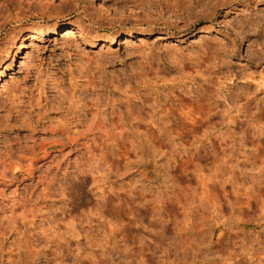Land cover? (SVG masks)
<instances>
[{
  "label": "rangeland",
  "instance_id": "obj_1",
  "mask_svg": "<svg viewBox=\"0 0 264 264\" xmlns=\"http://www.w3.org/2000/svg\"><path fill=\"white\" fill-rule=\"evenodd\" d=\"M125 1L0 0V264H264V0Z\"/></svg>",
  "mask_w": 264,
  "mask_h": 264
},
{
  "label": "bare ground",
  "instance_id": "obj_2",
  "mask_svg": "<svg viewBox=\"0 0 264 264\" xmlns=\"http://www.w3.org/2000/svg\"><path fill=\"white\" fill-rule=\"evenodd\" d=\"M128 2H132L135 3L136 1L138 2L139 0H127ZM145 0H140V5L142 4V6L144 4ZM148 1V5L146 8H150V11H154L155 13H175V14H182L183 12H186L188 10H190V8L193 7V5H201L202 4V0H147ZM122 2H126L125 0H122ZM136 2V3H137ZM80 5L78 4V2H75V7L77 8V6ZM136 5V4H134ZM139 5V6H140ZM137 6V5H136ZM135 6V7H136ZM133 8V6H131ZM141 7V6H140ZM148 8V9H149ZM59 9V8H58ZM82 9H84V7H82ZM85 11V10H84ZM153 13V12H152ZM151 13V14H152ZM127 20V19H125ZM151 21L146 19V20H140V18L137 20V22H135V24L137 26L139 25H145V24H151ZM150 26V25H149ZM57 26H55L52 29H56ZM68 30V29H67ZM50 31V29H45V28H40L39 30H37L36 32H33L32 34H28L29 38H31V40H36V39H40L42 37H44L48 32ZM71 30H69L66 35L71 34L70 33ZM111 39V38H110ZM108 39V40H110ZM111 41V40H110ZM100 77V76H99ZM101 78V77H100ZM72 79L74 80L75 78L72 76ZM99 79V78H98ZM75 82V81H74ZM77 82V81H76ZM77 85V84H76ZM75 85V86H76ZM73 86V85H72ZM10 94L8 96V100L9 102H11L12 104L15 105L16 102H13L15 98L18 97L17 91L15 90H11ZM73 94H76V89L74 91ZM72 94V95H73ZM75 95H73L74 97ZM19 98H17L18 100ZM18 102V101H17ZM81 102V98L77 97V99L75 98L74 100H72V104L74 105H78V103ZM10 103V104H11ZM62 103V102H61ZM60 101L58 104H61ZM5 104V103H3ZM9 105V104H8ZM3 106V105H2ZM1 107V106H0ZM10 107V106H9ZM8 107V108H9ZM11 108V107H10ZM96 108V113H94V116L92 118L93 122L95 123V126H91V124L88 126H84V131L86 132H90L93 130H99V132H103V133H107L108 129L105 128V126L101 127L100 123V111L98 109V106L95 107ZM14 109V108H12ZM11 109V110H12ZM10 110V111H11ZM76 111V110H75ZM73 111V117L74 114L75 116H80V115H76V112ZM13 112V111H12ZM17 113V112H16ZM20 113V112H19ZM78 114V113H77ZM80 114V113H79ZM19 116V115H18ZM7 117V116H6ZM25 120V119H24ZM102 123H104V118L101 120ZM25 123V122H24ZM88 126V127H87ZM87 127V129H86ZM119 132L122 131L121 128L118 129ZM62 132V131H61ZM54 133V130L53 132ZM59 133V132H58ZM57 134V133H56ZM60 134V133H59ZM52 135V134H51ZM55 135V134H54ZM58 135V134H57ZM63 135V133H62ZM65 135V134H64ZM54 138V136H52ZM57 137V136H56ZM62 137V136H61ZM33 138V137H32ZM49 138V137H48ZM60 138V136H59ZM52 139V138H51ZM57 138L53 139V142H55ZM47 140V139H46ZM45 139L41 138V140H38L37 138H33L31 139L30 142L25 141V142H21L15 149L13 148V146L11 145L8 149L5 150V152L1 155L0 157V180L1 181H8L11 179H16L18 177V174H27V175H31L35 169V167L37 166L36 164L38 163V161H40L41 158L38 157V155L44 151V147L46 146V141ZM50 141V140H49ZM52 141V140H51ZM50 141V143H51ZM49 143V142H48ZM59 143V142H58ZM61 143V142H60ZM43 149V150H42ZM48 152V151H47ZM45 151V153H47ZM44 154V152H43ZM23 176V175H21ZM18 179V178H17ZM1 183V182H0ZM5 184V183H4ZM32 213V212H31ZM31 215V214H30ZM38 233V232H37ZM43 233V232H42ZM35 235V234H34ZM38 235V234H37ZM33 236V234H32ZM38 237V236H37ZM50 238V237H49ZM48 239V238H47ZM49 241V240H47ZM51 242V241H50ZM29 243V242H28ZM26 244L25 246L28 247L27 250V254L26 256H28L27 259L30 258V260L32 259V262L34 260V262H36L37 259H39L40 255H41V250L40 251H32L31 248L34 247V243L33 241L30 242V244ZM30 247H29V246ZM31 255V256H29Z\"/></svg>",
  "mask_w": 264,
  "mask_h": 264
}]
</instances>
